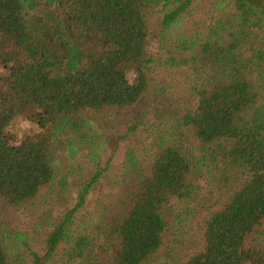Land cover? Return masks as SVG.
<instances>
[{
    "label": "trees",
    "instance_id": "trees-1",
    "mask_svg": "<svg viewBox=\"0 0 264 264\" xmlns=\"http://www.w3.org/2000/svg\"><path fill=\"white\" fill-rule=\"evenodd\" d=\"M201 1L214 6L209 24L163 46L161 66L189 101L170 136L142 159L128 148L115 194L93 211L104 170L40 240L9 228L10 212L80 170L83 145L95 161L87 113L126 110L154 88L149 13L160 7L173 34ZM19 119L35 130L16 136ZM195 169L226 195L205 209L182 264H264V0H0V264H149L169 225L205 206Z\"/></svg>",
    "mask_w": 264,
    "mask_h": 264
},
{
    "label": "rangeland",
    "instance_id": "rangeland-1",
    "mask_svg": "<svg viewBox=\"0 0 264 264\" xmlns=\"http://www.w3.org/2000/svg\"><path fill=\"white\" fill-rule=\"evenodd\" d=\"M194 6V14L187 18L181 28H175L173 34H168L161 28L163 11L160 7L149 13V51L153 63L156 64L154 88L146 93L139 103L126 110L87 113L86 117L91 121L88 131L92 130L89 145L93 148L98 146L95 161L89 159L87 145H83L72 160V164L80 166V170L68 174L65 185H60L56 180L50 187L42 190L34 207L20 209L15 213L10 212L11 218L7 220L9 228L27 233L30 242L33 237L40 240L43 232L52 229L58 214L64 213L75 204L77 193L90 175L95 170H104L102 178L90 191L84 209L88 212L93 211L105 197L115 194L114 186H117L124 174L125 154L128 148L142 159L144 155L150 154L149 147L153 142L170 136L178 115L189 106V101L182 82L180 79L176 80L177 76H174L175 70L161 66L166 59L163 46L171 45L179 29L190 32L204 29L209 24L214 6L208 1H201ZM253 45L249 42L243 50L244 57L248 55V50ZM172 78L174 80H171ZM162 91L165 93L162 94ZM12 127L13 133L19 135V138L28 131L35 130L33 125L23 119L17 120ZM132 127L135 129L132 130ZM192 184L195 193L204 199L202 202L204 208H196L190 222L181 224L174 221L169 225L164 234L161 250L149 264H182L183 257L199 246L201 219L204 217L205 209L226 195L221 185L209 183L205 170H193Z\"/></svg>",
    "mask_w": 264,
    "mask_h": 264
}]
</instances>
